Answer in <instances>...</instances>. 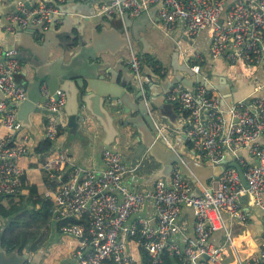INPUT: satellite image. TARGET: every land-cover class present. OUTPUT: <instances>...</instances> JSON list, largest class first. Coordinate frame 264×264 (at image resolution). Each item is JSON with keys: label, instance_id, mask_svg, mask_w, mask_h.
<instances>
[{"label": "built area", "instance_id": "1", "mask_svg": "<svg viewBox=\"0 0 264 264\" xmlns=\"http://www.w3.org/2000/svg\"><path fill=\"white\" fill-rule=\"evenodd\" d=\"M155 4L161 25L168 31L177 24L184 25L188 35L206 28L211 37L212 57L221 56L229 63L245 67L264 63V0H106L98 5L97 11L123 18L126 12L139 16ZM58 12V6L50 2L30 6L20 3L16 10L5 14L8 21L5 27L13 30L17 22L25 28L29 17H33V22L44 20L48 25ZM191 53V58L201 59L199 51ZM128 64L140 76L143 60L137 51H131ZM190 66L195 72L200 71L199 63ZM22 68L17 48L0 46V91L6 96L0 98V120L11 133H15L20 123L17 107L13 105L7 110V99L15 104L27 97L26 87L17 78ZM43 90L46 91L45 87ZM55 94L41 105L58 111L66 95L61 90ZM166 99L177 102L186 112L183 137L193 151L203 154L209 162H218L223 149L236 154L243 146L251 148L253 161L237 159L243 167L246 185H241L236 168L225 167L218 180L200 195H193L190 182L174 164L169 183L158 181L151 192L134 191L123 182L127 167L115 148L102 151L100 169L75 164L66 153L46 155L42 170L49 182L56 183L50 184L45 194L52 202L47 225L66 218L79 220L59 228L77 241L73 261L66 264H139L128 252V238L135 240L139 249L145 247L147 264H159L166 254L179 258L181 264H224L232 236L221 213L245 221L247 210L241 194H247L264 213V145L258 143L264 135V95L223 108L220 95L211 93L203 83L190 90L177 82ZM65 125L62 118L49 114L45 136L54 139ZM25 152V147L13 143L11 134H0V197L23 192L24 172L19 159ZM148 197L153 199L155 216H133ZM183 205L195 209V236L180 243L172 237L179 230L176 218ZM219 228L225 229L229 239L222 245L210 241ZM254 258L255 264H264V244ZM141 261L143 264L142 254Z\"/></svg>", "mask_w": 264, "mask_h": 264}, {"label": "crops", "instance_id": "2", "mask_svg": "<svg viewBox=\"0 0 264 264\" xmlns=\"http://www.w3.org/2000/svg\"><path fill=\"white\" fill-rule=\"evenodd\" d=\"M10 1L11 0H0V7L7 6ZM27 1L30 5L39 2L53 3L52 0ZM56 1L58 4H62L68 9V12L65 13V16L62 19L63 23H61L54 31H59L62 35L56 37L57 35L53 34L51 36L55 42L60 44V42H66L72 33L78 32L77 27L80 26L79 21L83 14L75 9V7H70V5L74 6L72 0ZM74 1H81L83 3L82 10L85 11L88 9L89 2L87 3L86 0ZM89 1L92 2V6H94L95 11L99 13L97 11L98 5L102 1L106 0ZM231 1L233 0H228V2ZM20 3L26 4L23 1H19L17 5ZM77 6H80V4ZM157 8L158 7H154L152 5L147 11L143 12L147 15L146 17L149 21L151 16L154 18L151 19L154 27H146V30L141 32L143 35H146L149 44L143 47L140 42H132L129 49H123L120 52V54H124L123 63L129 66L128 59L131 51L134 49L133 47H136L137 52L142 56L143 63L148 65L150 73L147 76H144V71L142 72V77H146V79H143V84L149 91V95H145L146 98L149 96L152 100L156 99L158 101L163 97V92L169 87L167 82L164 80L165 73L169 79H172L173 77L171 73L172 62L176 63V65L180 67H183L185 64L189 65L191 63H199L201 66V73L205 75L206 80L212 85L211 93H216L220 96H222L221 94L231 95L230 87L237 80H240L243 89H247V91L255 89L254 93L257 94V96L264 95V63L254 65L252 67H245L229 63L221 56L212 57L211 37L206 28L201 29L194 35H188L184 25L177 24L176 27L168 31L161 25ZM1 14L2 13L0 11V17ZM132 17L134 18L137 16ZM104 23L107 26H111L108 19H105ZM90 25L91 24H88V27H90ZM129 30L130 28L127 29L128 32ZM38 31L39 30L36 27L22 28V30H16L14 28L13 30H10L7 29L5 25L0 24V46L3 48L16 47L19 51L20 57L27 62L29 57H35V55L32 54L41 51V44L45 38L44 35L40 34ZM86 35L89 41H91L89 28L87 29ZM120 39L121 37L119 35H111L110 37H107L103 43H101L102 46L100 44L99 46L106 48L112 47L116 49L117 47L115 46V43H120ZM192 50L199 51L201 55L200 60L190 57ZM81 59L82 57L77 58V65L81 64L79 63L81 62ZM112 63H114V59H112ZM157 67L161 70L157 71ZM142 70H144V66H142ZM152 70L162 74V76H160L162 82L159 81V77L152 75ZM183 74L186 77H189L188 73L183 72ZM31 75L32 70L28 65L27 77L30 78ZM17 76L19 81L22 77L25 78L23 70H21ZM101 79L103 82H107L103 84L108 89L111 86V88L121 92L120 96L115 99L117 106L112 105L109 96L106 98V106L111 112L118 114L117 117L119 118L116 119V123L119 125V129L123 133L120 136H115L114 140L110 143L102 125L94 119L90 125L82 126L77 134H73L71 129L65 125L60 130L58 135L52 139V148L50 152L46 154H39L35 152V149L46 138V117L41 112L34 111L30 114V125H22V122L19 121L20 125L16 129L15 133H11L0 120V134H11L14 144H20L25 147L26 152L20 157L19 164L26 175L27 180L30 183L35 184L41 194L45 195L50 185V182L48 179L46 180L44 176L45 173L42 170V163L46 159V155H50L51 157L59 153H66L75 164L100 169L102 168V151L108 147L115 148L122 154L123 161L127 167L123 177V182L130 189L141 192H151L158 181H162L166 184L169 183L172 169L169 172H165L164 159L160 154L162 152L168 154V150H170L168 147L173 149L180 156L188 155L194 160L202 163H209V160H207L203 154L193 151L190 144L184 139L183 127L186 112L181 109L177 102L168 101L166 97V100L163 102L162 98L161 102L164 103V108L160 110L155 109L153 111L154 120L157 123L160 133L164 136V142L167 146L157 144L154 146L152 151H150L149 146L145 147L142 145L141 137L145 142L147 137L151 134H149L146 129L147 124L144 123L145 121L138 116L139 111L137 105L140 97L137 98L135 96V92L137 90L131 82L130 76L125 79L120 71H115L114 74H105V77ZM169 88H171V86ZM167 92L164 93L165 96ZM226 105H228V103L223 101V107H226ZM125 107L130 109L127 114H124L122 111ZM126 116H135L132 118L134 123L122 125V120H124ZM61 118L65 121V123L67 122L66 114L61 115ZM153 133H155V130ZM258 143L264 145V135L259 137ZM158 147H161L162 152L157 151ZM239 157H243L244 159L251 161L255 159L251 148L249 146H243L236 154L228 149H223L221 158L215 164L223 161L226 167H234L229 166L228 163L232 162L233 159L237 160ZM183 175L190 182V193L193 195H200L205 188L203 183L199 179L192 180L187 174L183 173ZM218 178L219 177L211 176L208 179V183L211 184L218 180ZM241 185L245 186L242 183ZM250 200L251 198L247 195L246 200L243 201V206L247 210V218L243 222L229 218L226 213H221L226 229L229 230L232 236L230 241L231 246L225 251L224 264H255L254 257L264 244V240L261 237V234L264 232V213ZM155 214L156 210L153 199L148 197L139 213L133 216L141 215L150 218L154 217ZM195 221V209L192 206L183 205L176 218L179 230L172 238L180 243H184L188 239L193 238L195 236ZM72 239L75 241V249L77 241L74 237H72ZM259 239L261 240L260 242L258 241ZM228 240L229 239L224 228L217 229L210 237V241L216 245H222ZM126 243L128 246V252L133 254L139 264H142L141 252L138 243L130 238L126 239ZM46 249L47 245L44 248L40 264H45L44 259H46V255H48V251H46ZM31 254L33 253L30 252L29 258L31 257ZM29 258L26 260L27 262ZM65 259L66 258H63L57 264H66L62 263Z\"/></svg>", "mask_w": 264, "mask_h": 264}, {"label": "water", "instance_id": "3", "mask_svg": "<svg viewBox=\"0 0 264 264\" xmlns=\"http://www.w3.org/2000/svg\"><path fill=\"white\" fill-rule=\"evenodd\" d=\"M19 1H23L27 6H30L27 0H11L7 6L0 7L2 13L0 24L5 25L8 23L5 14L16 10ZM72 1L74 6L70 5V7H75L83 16L79 21L80 26L77 27L78 32L72 33L66 42H60L59 44L51 37L53 34L57 35L56 37L62 35L61 32L54 31L63 23L62 19L65 13L68 12V9L64 5L58 4L56 0H52V2L58 6L59 12L54 14L52 21L48 25H46L44 20L33 22V17L28 18L25 28L36 27L39 30L38 32L44 35L45 39L42 41L41 51L32 54L35 55V57H29L27 62L19 55L23 62L22 70L25 75V78L22 77L19 82L26 87L27 97L15 104L10 99H7V110H10L13 105H15L17 107V119L22 122V125H30V114L34 111L41 112L46 119L49 114H53L57 119H60L61 115L66 114V126L71 129L73 134H77L82 126H88L92 120L96 119L105 130L110 143L114 140L115 136H120L123 133L116 123V119L119 118L117 117L118 114L111 112L106 106V98L109 96L112 105L117 106L115 99L120 96L121 92L111 88V86L109 90L103 84L107 82H103L101 78L105 77V74H114L115 71H120L125 79L130 76L131 82L137 90L135 96L137 98L140 97L137 105L139 111L138 116L145 121L144 123L147 124L146 129L148 133L151 134L147 137L145 142L141 137L142 145L145 147L149 146L150 151H152L157 144L167 146L164 142V136L160 133L153 115L155 109L160 110L164 108L165 105L163 102L166 100L164 93L169 91V87L177 82H181L190 90H193L194 85L199 82L203 83L210 91L212 85L206 80L205 75L201 73V71L195 72L190 64H185L183 67H180L172 62V79H169L166 73L164 76V80L169 87L163 92V102H161L162 98L158 101L156 99L152 100L149 96L146 98L145 95H149V91L143 84V79H146V77H142V72L144 71V76L150 73L148 65L143 63L142 66H144V70H141L140 76H136L134 71L123 63L124 54H120V52L123 49H129L132 42H140L143 47L148 45L149 43L146 35H143L141 32L145 31L146 27H154L151 21V19L154 18L151 16L149 21L145 13L133 18L128 12L124 14L123 18H116L110 14L97 13L94 6H92V2L89 0H86V2L89 3L88 9L85 11L82 10L83 3L81 1ZM78 4H80V6H77ZM153 6L158 7V4ZM105 19H108L111 26H107L104 23ZM221 20L222 18H220V22ZM88 24H91L90 27H88ZM14 25L16 30H22L17 22H15ZM88 28L90 30L91 41H89L86 35ZM129 28L130 30L128 32L127 29ZM111 35H119L121 37L120 43H115L117 48L101 47V43ZM99 44L101 46H99ZM4 48L7 49L8 47ZM133 48V50L137 51L136 47ZM79 57H82L81 62H79L81 64L77 65L76 61ZM112 59H114V63H112ZM28 65L32 70L30 78L27 77ZM183 72L188 73L189 77H186ZM152 75L159 77V81L162 82L160 79V76H162L161 73L152 70ZM43 87H45L46 91L43 90ZM230 89L231 95H223L220 93L222 95L220 96L222 107L223 101L230 105L239 100L249 102L252 98L257 96V94L254 93L255 89L251 91L243 89L240 80H237ZM57 90L65 92L66 101L64 105L61 106L58 111H51L47 107L42 106L41 103L47 100L51 95H56L55 92ZM0 98L6 99L2 91H0ZM228 105L223 108H227ZM129 110L130 109L125 107L122 111L124 114H127ZM134 117L126 116L124 120H122V125L134 123L132 119ZM154 130L155 133H153ZM168 148L172 150H168V154L163 153L161 147L157 148L158 152H162L160 154L164 159L165 172L171 171L175 163L182 173L187 174L192 180L199 179L205 188L210 186L208 179L211 176L220 177L226 167L223 161L217 164L211 162L202 163L190 158L188 155L180 156L173 149L170 147ZM228 165L234 166L238 170L241 183L246 185L247 182L244 171L238 161L233 159ZM246 198L247 194L240 195L242 201H245ZM261 237L264 240V232L261 234ZM1 238L2 234L0 232V264H40L44 248L38 250L37 253H34L32 257L29 258L30 252L22 254L15 250L7 252L8 250L6 247L2 246ZM28 258L29 260L27 262L26 260Z\"/></svg>", "mask_w": 264, "mask_h": 264}, {"label": "trees", "instance_id": "4", "mask_svg": "<svg viewBox=\"0 0 264 264\" xmlns=\"http://www.w3.org/2000/svg\"><path fill=\"white\" fill-rule=\"evenodd\" d=\"M157 71H160L158 67ZM52 148V139L46 137L35 149L36 153L46 154ZM46 180L47 177L44 175ZM23 192L0 197V232L2 246L8 251L37 253L47 245L46 238L49 234L48 219L50 217L51 200L41 194L36 185L27 180L23 175ZM53 186L55 182H50ZM14 196H17L15 198ZM79 221L76 218H66L55 222L56 232L60 226L70 222ZM143 255V264L148 263V255L144 246L140 248ZM159 264H181L177 257L165 255Z\"/></svg>", "mask_w": 264, "mask_h": 264}, {"label": "rangeland", "instance_id": "5", "mask_svg": "<svg viewBox=\"0 0 264 264\" xmlns=\"http://www.w3.org/2000/svg\"><path fill=\"white\" fill-rule=\"evenodd\" d=\"M14 197L17 198V196ZM54 225L55 221L51 226H48L49 234L45 241L47 242L46 251H48V255H46L47 257L44 259V262L45 264H57L63 258H66L62 263H70L73 261L75 241H73L71 236L62 233L61 231L56 232ZM258 241L260 242L261 240L259 239Z\"/></svg>", "mask_w": 264, "mask_h": 264}, {"label": "flooded vegetation", "instance_id": "6", "mask_svg": "<svg viewBox=\"0 0 264 264\" xmlns=\"http://www.w3.org/2000/svg\"><path fill=\"white\" fill-rule=\"evenodd\" d=\"M15 251H17V250H15ZM26 252H27V251L25 250V251H23V252H19V253L22 254V253H26ZM32 255H33V254H31V257H32Z\"/></svg>", "mask_w": 264, "mask_h": 264}]
</instances>
